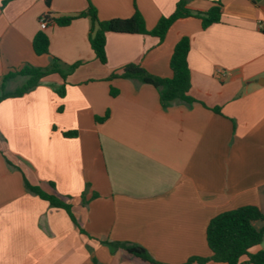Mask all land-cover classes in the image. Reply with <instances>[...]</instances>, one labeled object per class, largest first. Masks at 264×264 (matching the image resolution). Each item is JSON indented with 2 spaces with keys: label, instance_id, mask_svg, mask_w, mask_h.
Returning <instances> with one entry per match:
<instances>
[{
  "label": "crops",
  "instance_id": "1",
  "mask_svg": "<svg viewBox=\"0 0 264 264\" xmlns=\"http://www.w3.org/2000/svg\"><path fill=\"white\" fill-rule=\"evenodd\" d=\"M217 1L220 22L204 29L199 18H181L163 41L108 32L102 65L89 17L45 29L39 19L76 16L90 3L102 21L137 9L150 31L178 0H0V80L26 64L45 68L52 57L65 70L82 63L66 82L52 74L0 102V264H153L106 242L140 245L156 264H187L211 257L206 230L217 215L248 205L264 215V0H190L188 8L206 12ZM39 31L49 54L33 51ZM183 36L191 106L164 109L152 85L111 78L130 63L171 77ZM25 81L15 76L5 89ZM68 131L77 135L64 137ZM25 179L70 203L78 226L27 191Z\"/></svg>",
  "mask_w": 264,
  "mask_h": 264
},
{
  "label": "trees",
  "instance_id": "2",
  "mask_svg": "<svg viewBox=\"0 0 264 264\" xmlns=\"http://www.w3.org/2000/svg\"><path fill=\"white\" fill-rule=\"evenodd\" d=\"M189 1L178 0L172 14L162 17L150 31L146 29L144 19L137 9H135L134 14L129 18H114L102 21L98 18L96 9L90 3L85 12L79 13L76 16L51 18L50 14H47L43 18L47 24L55 23L58 26H67L77 18L89 17L91 21L89 44L96 59L102 65H105L107 63L105 43L108 32L148 34L157 37L159 41H163L169 28L178 19L187 17L199 18L204 29L220 22L221 3L219 1L208 11L197 13L189 10ZM32 47L36 55L49 54V39L44 31H39L35 34ZM189 49V38L186 36L181 37L175 44L169 61L172 72V76L169 78L151 75L140 64L136 63L125 65L120 73L111 75V78L129 79L138 84L152 85L157 90L160 104L164 109L179 103L191 106L196 100L189 95L191 86L190 69L187 61ZM81 64L80 62L75 63L65 70L59 59L55 57L51 58L49 66L45 68L26 64L20 70L9 72L2 77L0 80V101L23 96L33 90L43 78L52 74H58L66 82L67 76ZM15 76L25 77L26 81L14 91H7L4 83ZM56 93L59 96H63L64 85L59 90H56ZM111 94L115 95L116 92L111 89ZM215 111L219 112V109L216 108ZM108 116L109 111H106L102 117H96V121H104ZM76 135L75 131L63 132L64 137H74ZM24 184L30 193L46 200L53 207L65 210L71 220L77 225L70 203L64 202L54 195L45 193L39 186L31 185L26 179L24 180ZM258 221H264V215L257 207L251 205L217 215L211 219L206 230L207 244L212 252L211 257H193L189 259L187 264L193 261H197L200 264L208 261L226 264H264V249L256 253L249 252L250 248L264 241V226L259 229L254 226L255 222ZM79 230L81 233H84L82 229L79 228ZM106 244L112 250L122 249L142 261L156 264L147 250L140 245L122 242H106Z\"/></svg>",
  "mask_w": 264,
  "mask_h": 264
},
{
  "label": "built area",
  "instance_id": "3",
  "mask_svg": "<svg viewBox=\"0 0 264 264\" xmlns=\"http://www.w3.org/2000/svg\"><path fill=\"white\" fill-rule=\"evenodd\" d=\"M39 25H40V28L41 29H45L46 27H47V22H46V20L43 18V17H41L40 19H39ZM259 27L260 28H262L263 27V23L262 22H259Z\"/></svg>",
  "mask_w": 264,
  "mask_h": 264
},
{
  "label": "rangeland",
  "instance_id": "4",
  "mask_svg": "<svg viewBox=\"0 0 264 264\" xmlns=\"http://www.w3.org/2000/svg\"><path fill=\"white\" fill-rule=\"evenodd\" d=\"M1 102V101H0ZM263 244H264V241H263Z\"/></svg>",
  "mask_w": 264,
  "mask_h": 264
}]
</instances>
